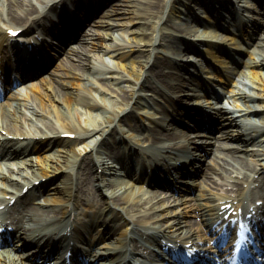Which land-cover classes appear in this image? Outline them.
<instances>
[{"label":"bare ground","instance_id":"obj_1","mask_svg":"<svg viewBox=\"0 0 264 264\" xmlns=\"http://www.w3.org/2000/svg\"><path fill=\"white\" fill-rule=\"evenodd\" d=\"M63 1L64 0H0V20L4 22V25H6L7 22L17 25L27 20L32 14H36L32 18V21H37L41 17H46L48 13H51L49 11H53L54 8ZM92 1L100 4L102 0ZM43 2H45V9H39ZM239 2L242 5L241 1ZM164 3L165 0H124L121 4L109 7L108 11L110 12L107 14V19L103 18L97 20L96 24L99 28L111 29L98 31L96 28H91L79 35V44L81 42L83 43L79 47L71 45L66 54L67 56L74 57L76 61L69 62L68 70L65 71L64 74H62V77L57 81V83L63 86L64 89L60 88L58 85L49 84L48 87L51 90L49 93L43 90L33 97L36 101V103H34L35 105L32 106L33 112L37 115H39V113L45 114L48 117H51V121H48L47 119L42 120V117L39 115V117L35 118V120L40 123L39 127L35 122L36 124L34 128H36V130H27L23 129V126H20V122L14 120V118H12L3 108L1 109V128H5L7 133H18L23 137L22 139H17L16 137H13L14 134L12 138H9L8 134H0L1 137H3L0 138V154L5 158L6 155L12 157L13 155L24 154L25 149L28 148L29 144L35 141L33 139L34 135L43 137V140L47 141L45 147L50 143H54L55 145L53 149L43 155V158H38V163L40 162L41 165L45 167L44 170H35V163L31 157L15 159L16 164H14V166L8 165V162L5 160L0 161V179H3L0 183V202L5 203L7 208L14 209L21 206L25 216L32 217L36 215L38 213L36 207L26 204L25 201L30 197L28 192L34 187V181L40 179V177L49 175L50 173L56 174L55 178L59 177V183L55 184L53 187L60 192V190L64 191L65 187L69 186V188H66V190L70 191L68 194L69 196L73 189H76L79 185L89 181L90 176L88 175V172L80 170L78 172L79 176L72 175V172L78 167L79 163L82 162V155L91 151L93 143H95L97 137H102L107 130L112 128V120L123 110V105L118 103L117 98L126 99L129 91L121 85V80L126 82L129 79H132L131 76L119 74L115 70V66L109 67L108 65H102L100 60L98 62L95 61L93 55H97L98 58H101L103 52H110L112 54L116 53L118 58H121L130 51H143L147 46L153 44L155 40L152 38V32H154L155 25H152L151 17L155 14L157 15L161 11ZM244 5L254 6V4L250 2H247ZM83 6L85 7L86 5L83 4L81 7ZM87 10L84 9V13ZM171 12L174 13L170 17L172 19L175 17L174 15H176V13L174 12V9ZM81 21L82 17L77 16L75 24L78 25ZM129 24H133V26L131 28L129 27L127 35L118 30ZM82 31H84V29ZM202 32H205V37H209L210 39L212 37L216 39L217 35H219L217 32L209 33V31L207 32L206 30H203ZM201 34L202 33H200V35ZM4 40H9V35L0 27V42ZM262 42L263 41H260L259 44ZM217 59H221V57ZM65 60L67 61V58ZM148 60L149 55L147 56L145 63L142 64V62L140 63L138 56H133V59L127 64H130V70L133 72L136 71L137 68L134 63L141 64L142 68ZM154 62H156V59L153 63ZM251 63L253 65H250V74L259 82L257 88L259 90H264V69H261L264 67V52L260 58L253 60ZM77 64H82L86 69L81 70L79 67L75 66ZM156 64H158V62ZM141 71L142 69H139V74H141ZM160 71L163 72L164 69L161 67ZM75 78L78 80L75 81ZM134 79H136V77ZM180 81L182 80L180 79ZM114 83H117V85H114ZM244 93L245 92H243L242 96ZM257 96L264 99V92L247 95L249 100L253 97L256 99ZM44 99H46L47 102H45ZM248 99H245L243 102L245 111L255 112V110L259 108H264V104L248 101ZM16 111L17 110H13V113ZM215 114L219 118V125L221 124L223 126V133L227 136L241 137L249 140L254 135L258 134L260 130L264 129V119L260 120V122H262L260 123L261 126H249L248 128L239 129L238 127H235L238 126V122L232 114H227L220 109H216ZM119 127L122 126L120 125ZM60 132H75L77 137L73 140L61 138L58 135ZM126 135L131 137L134 136L133 134ZM86 136H89V139H86L79 145L75 146L78 139ZM175 137L176 133L172 132L169 134V138L174 139ZM157 142L158 138L154 137L149 139L148 144L154 145ZM5 147H7V149L2 153L1 151H4L3 149ZM34 147L35 145H33L31 149ZM187 147L188 144L185 143L181 146V149H186ZM145 151L146 153H149L151 152V149ZM229 153V156L234 155L233 151H229ZM156 156L157 155L151 152L152 162L155 164L158 163L160 159H164L162 157L156 158ZM195 157L196 154L194 153L193 158ZM235 160L233 159L231 161V165L233 168H238ZM111 165L116 166L115 163H111ZM93 166V164L88 163L90 169ZM14 171H18L22 177L15 176L13 174ZM66 172L70 177L73 176L74 179L69 185H66V182L69 180V176ZM76 180H79V182H76ZM102 184L108 186L104 192L108 195L110 200L127 211L128 214L130 213L131 216H134V219L141 220L142 218L145 221L148 219H159L160 216H162L163 219L166 218L163 214L152 213L142 207L144 201L156 196L154 194L145 193L144 191L148 193H154V191L144 187V185L136 184L133 181L128 180H124L121 182L122 185H118L115 180L108 181L104 178ZM24 185H26L28 189L27 192L22 193L21 190ZM90 189L91 188L88 187L89 193ZM6 196L15 199L12 205L8 204L9 200ZM202 196H204V194ZM164 198L165 196H162L160 200L164 202ZM47 200L51 199L48 198ZM196 207L200 210L203 209V205L200 203H197ZM64 214L67 219H70L71 210L66 209ZM138 214H140V217H137ZM131 216L130 218H132ZM67 219L62 225L61 231L66 230ZM114 219V210L110 207L108 212H103L102 210L97 212V220L101 225L113 221ZM176 223L179 225L180 221L177 220ZM149 224L156 223L151 221ZM160 225L162 226L163 223H160ZM31 234L32 237L35 235H41V231L32 227ZM166 234L167 232L165 231L160 233V235ZM45 235L46 233L44 232L41 236ZM108 251L109 249H106L103 252ZM96 253L97 252L93 253V255ZM22 263L28 264L23 260Z\"/></svg>","mask_w":264,"mask_h":264},{"label":"snow or ice","instance_id":"obj_2","mask_svg":"<svg viewBox=\"0 0 264 264\" xmlns=\"http://www.w3.org/2000/svg\"><path fill=\"white\" fill-rule=\"evenodd\" d=\"M9 32H10L12 35H16V34H17L16 31H15L14 29H9ZM223 207H224L225 212H227L229 206L224 205ZM233 223H235V221H233ZM3 227H6V225H4ZM245 231H250V229L247 228V225H246L245 223H241V224L239 225V235H240L241 239L238 240V241L236 242V246H237V249H238V250H241V242H242V240L245 238V237H244V233H245ZM193 251H194L193 249H189V250H188V254L191 255Z\"/></svg>","mask_w":264,"mask_h":264},{"label":"rangeland","instance_id":"obj_3","mask_svg":"<svg viewBox=\"0 0 264 264\" xmlns=\"http://www.w3.org/2000/svg\"><path fill=\"white\" fill-rule=\"evenodd\" d=\"M119 2H122V1L119 0ZM129 25H130V24H129ZM129 25H128L127 27H131V26H132V24H131L130 26H129ZM125 30H128V29H126V28H124V27L121 29V31H123V32H125ZM125 33H126V32H125ZM141 54H143V53H141ZM141 54L139 55V57L141 56ZM104 58L107 59L109 62H114V61H116V60H118V62L120 61L119 58H116V59H115V57H113V59H110V58H108V56H106V55L104 56ZM141 58H142V57H141ZM113 60H114V61H113ZM128 65L130 66V64H128ZM134 65H137V63H134ZM118 67H120L121 70H123V67H122V66H119V65H118ZM126 68H130V67H126ZM122 72H123V71H122ZM28 115H29V114H28ZM28 117H29V116H28ZM45 118H47V117H45ZM47 119L49 120V118H47Z\"/></svg>","mask_w":264,"mask_h":264}]
</instances>
